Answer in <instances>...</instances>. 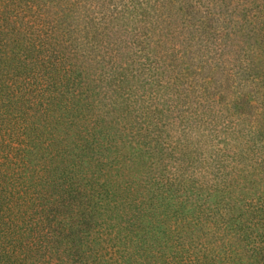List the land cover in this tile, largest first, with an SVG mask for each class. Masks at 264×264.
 I'll use <instances>...</instances> for the list:
<instances>
[{
  "label": "rangeland",
  "instance_id": "rangeland-1",
  "mask_svg": "<svg viewBox=\"0 0 264 264\" xmlns=\"http://www.w3.org/2000/svg\"><path fill=\"white\" fill-rule=\"evenodd\" d=\"M11 6L34 38L23 59L46 61L26 96L57 74L39 114L21 109L36 131L10 210L23 192L34 202L0 234L57 264H113L115 248L123 264H224L231 248L234 264H264L246 252L264 243L250 215L264 204V0H0V13Z\"/></svg>",
  "mask_w": 264,
  "mask_h": 264
},
{
  "label": "trees",
  "instance_id": "trees-1",
  "mask_svg": "<svg viewBox=\"0 0 264 264\" xmlns=\"http://www.w3.org/2000/svg\"><path fill=\"white\" fill-rule=\"evenodd\" d=\"M0 12L2 11L0 10ZM21 18L17 8L12 6L10 7V12L4 10L3 13H0V228L1 226L10 227L13 224H20L17 221L25 220L24 216L28 213L29 207L27 203L34 202L31 197H28L27 193L23 192L25 196H18L21 199V202L17 203L19 211L13 213L10 210L15 193L19 190L17 188L22 183V180L19 181L22 168L24 165L27 166L30 163L25 157L28 153V147H30L28 143L29 134L27 132H30V130L32 132L36 131L30 125V121L22 116L20 112L22 108L25 107L26 109L31 104L35 110L30 113V117L33 119L39 114L36 108L42 106V103H40L42 97L48 98L50 96L46 85L47 79L50 77V80H53L57 74L56 70L52 69L49 74L36 76L34 87H37V89L31 99L26 96L28 89L25 85V74L35 71L42 73L44 71L43 63L46 61L41 56L28 61L23 59V51L34 45L32 43L34 38L30 35L27 36L24 30L26 24L18 21ZM45 37L48 36L41 33L40 42H47ZM11 45H14V47ZM38 47H41V45H38ZM14 48L17 49L16 53H13ZM71 71L70 69L64 70L67 73ZM31 124L33 125L34 123L32 122ZM36 179L39 180L37 176ZM31 184L33 185V182ZM244 188H246V184L240 187L241 191ZM250 206L252 208L251 217L254 216L258 220L261 218L264 223L263 201L259 200L258 203L251 202ZM234 218L238 219V222H234ZM248 219V217L242 218L241 215L234 217L230 211L226 213L223 221L224 224L231 225L239 230V235H244ZM204 220H207L205 216ZM197 221H201V219ZM239 235L237 234V236ZM246 236L249 237L248 233H246ZM14 240L5 238L0 234V264H57L47 254L42 256V252H38L41 250V246L33 244L32 240ZM214 240H210L213 242L208 241V244L211 246L209 249L204 246L203 250L206 253L207 251H211L210 249L214 250ZM114 241L115 237L108 240L111 243ZM257 250L258 253L253 249H247L246 252L264 253V243ZM110 253L113 264H123L120 262L121 255L119 248H115ZM37 254H40V258L42 259L36 260ZM202 254L205 253L193 252L189 256H181L182 258L176 264H207V261L204 260L207 257L202 258ZM174 256L169 252L168 255H162L160 261H155L152 264H175L176 258ZM222 256H224V264H234L239 254L236 252V248H231L229 252H224ZM249 256L252 257L251 255ZM263 260L260 259V262Z\"/></svg>",
  "mask_w": 264,
  "mask_h": 264
}]
</instances>
